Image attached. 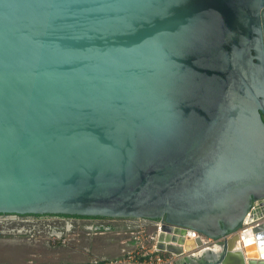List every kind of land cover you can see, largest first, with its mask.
I'll list each match as a JSON object with an SVG mask.
<instances>
[{
	"label": "water",
	"instance_id": "95a60500",
	"mask_svg": "<svg viewBox=\"0 0 264 264\" xmlns=\"http://www.w3.org/2000/svg\"><path fill=\"white\" fill-rule=\"evenodd\" d=\"M0 214L264 264V0H0Z\"/></svg>",
	"mask_w": 264,
	"mask_h": 264
},
{
	"label": "flooded vegetation",
	"instance_id": "af4514ba",
	"mask_svg": "<svg viewBox=\"0 0 264 264\" xmlns=\"http://www.w3.org/2000/svg\"><path fill=\"white\" fill-rule=\"evenodd\" d=\"M121 219L62 214H0V227L7 229L9 235L11 233L13 235H21L28 239L40 241L46 246L53 248L64 247L70 243V240H74L77 246L81 243L84 245L86 243L88 246L85 245L82 248L89 253V245L93 244L94 248L97 240H104L94 236H99L106 232H115L117 235L116 237L112 236V239L115 241L119 240L117 242L121 244L138 228L137 225L134 226V222L131 225L133 218L126 223H122ZM131 239H133L132 236L130 237ZM92 256H99L104 259L111 255L104 256L94 253Z\"/></svg>",
	"mask_w": 264,
	"mask_h": 264
},
{
	"label": "rangeland",
	"instance_id": "374dc122",
	"mask_svg": "<svg viewBox=\"0 0 264 264\" xmlns=\"http://www.w3.org/2000/svg\"><path fill=\"white\" fill-rule=\"evenodd\" d=\"M150 230L152 229L150 228ZM116 235L115 232H106L102 235L94 236L96 238H103L104 240H97L94 248L93 245H89L90 251L87 253V251L82 248L86 243L85 245L81 243L77 246L74 240H70V243L64 247L53 248L46 246L40 241L28 239L21 235H13L12 233L9 235L7 229L0 227V263L41 264L71 261L79 262L88 257L91 259L90 256L94 253L107 256L114 252L116 242L119 241L111 239L112 236L116 237ZM129 240L130 237L125 239V241ZM206 241H209V239H206ZM207 244H209V242ZM86 246H88V244Z\"/></svg>",
	"mask_w": 264,
	"mask_h": 264
},
{
	"label": "built area",
	"instance_id": "2783aa9c",
	"mask_svg": "<svg viewBox=\"0 0 264 264\" xmlns=\"http://www.w3.org/2000/svg\"><path fill=\"white\" fill-rule=\"evenodd\" d=\"M153 225L154 229L150 233H146L143 227L137 226L138 228L132 232L135 248L125 249L124 254L119 257L109 259L91 258L85 261L57 264H174L177 256L155 248L156 235L161 229L162 221H156ZM190 234L191 237L198 235L194 230H191Z\"/></svg>",
	"mask_w": 264,
	"mask_h": 264
},
{
	"label": "crops",
	"instance_id": "0c3cea01",
	"mask_svg": "<svg viewBox=\"0 0 264 264\" xmlns=\"http://www.w3.org/2000/svg\"><path fill=\"white\" fill-rule=\"evenodd\" d=\"M121 220L123 221L122 223H126V222H129V220H131V218L130 219H128V218H122ZM132 220L133 221H132L131 225H133V222H134L135 223L134 226L137 225L140 228L143 227L146 233H150L152 231V230L151 231H148L149 228L152 229V223H153L152 220H150V219H144V218H133ZM111 239H112V237H111ZM131 248H135V243H134V240L133 239L129 240V242L124 241L121 244H120V242L119 243L117 242L116 243V246H115V249H114V252L111 254V256H107L108 258H104V259L119 257V256H121V255L124 254V250L125 249H131ZM90 258L103 259V258H101L99 256H90ZM178 259H179L178 257L175 258L174 264H180V262L178 261ZM85 260H89V257L88 258H84L83 260H80V261H85ZM71 262H74V261H71ZM75 262H78V261H75Z\"/></svg>",
	"mask_w": 264,
	"mask_h": 264
},
{
	"label": "bare ground",
	"instance_id": "6f19581e",
	"mask_svg": "<svg viewBox=\"0 0 264 264\" xmlns=\"http://www.w3.org/2000/svg\"><path fill=\"white\" fill-rule=\"evenodd\" d=\"M189 237H191V234H189ZM190 249L192 248V246L189 247ZM211 246H202V247H199V248H195V249H192L191 251V255L192 256H195L196 258H202V259H207V258H211L212 257V252L210 250ZM217 247L215 246V249ZM214 249V251H215ZM182 257L179 256V259L178 261L180 262V264H182Z\"/></svg>",
	"mask_w": 264,
	"mask_h": 264
},
{
	"label": "trees",
	"instance_id": "16d2710c",
	"mask_svg": "<svg viewBox=\"0 0 264 264\" xmlns=\"http://www.w3.org/2000/svg\"><path fill=\"white\" fill-rule=\"evenodd\" d=\"M148 231H151L150 228L148 229ZM161 253H163V254H167V253H165V252H161Z\"/></svg>",
	"mask_w": 264,
	"mask_h": 264
},
{
	"label": "clouds",
	"instance_id": "9594fccd",
	"mask_svg": "<svg viewBox=\"0 0 264 264\" xmlns=\"http://www.w3.org/2000/svg\"><path fill=\"white\" fill-rule=\"evenodd\" d=\"M153 221V220H152ZM157 221H159V220H157ZM154 229V225H152V230ZM210 245V244H209Z\"/></svg>",
	"mask_w": 264,
	"mask_h": 264
}]
</instances>
